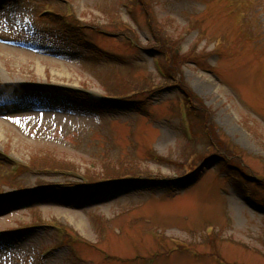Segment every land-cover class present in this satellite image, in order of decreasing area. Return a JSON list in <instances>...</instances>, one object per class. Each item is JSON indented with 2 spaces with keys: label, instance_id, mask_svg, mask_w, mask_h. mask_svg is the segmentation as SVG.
Listing matches in <instances>:
<instances>
[{
  "label": "rangeland",
  "instance_id": "374dc122",
  "mask_svg": "<svg viewBox=\"0 0 264 264\" xmlns=\"http://www.w3.org/2000/svg\"><path fill=\"white\" fill-rule=\"evenodd\" d=\"M64 1L0 0V89L12 91L0 109V150L12 162L70 168L91 180L133 172L176 175L187 161V148L212 155L195 122L205 124L206 117L214 140L237 155L236 167L250 178H264V0H133L137 26L122 7L126 0H67L71 26L38 18L35 33L24 32L26 7L65 14ZM147 16L175 44L170 63L161 58L162 64L206 109V115L193 114L195 143L183 138L175 90L151 99L145 95V115L127 106L98 109L85 97L161 82L152 52L132 50L120 38L93 30L131 27L148 47ZM41 88L45 92L34 90ZM155 153L166 161L155 164ZM219 167L218 160L209 161L170 193L164 186L126 184L75 190L68 197L53 190L23 196L0 204V230L57 220L81 239L79 264H264V212L247 202ZM28 173L0 180V195L15 192L17 184L34 186ZM251 188L264 209V189ZM209 225L211 239L204 233ZM170 237L189 247L160 250L171 246ZM48 242V232L39 229L0 238V264H68L64 248L39 259ZM189 249L199 258L178 253Z\"/></svg>",
  "mask_w": 264,
  "mask_h": 264
},
{
  "label": "trees",
  "instance_id": "16d2710c",
  "mask_svg": "<svg viewBox=\"0 0 264 264\" xmlns=\"http://www.w3.org/2000/svg\"><path fill=\"white\" fill-rule=\"evenodd\" d=\"M172 47H174V44H172ZM205 130H207V129L205 128ZM209 132H210V134H211V136H212V133H211L210 129H209ZM212 138H214V137L212 136ZM67 169H69V168H67ZM128 171H129V170H128ZM108 175H111V174H108Z\"/></svg>",
  "mask_w": 264,
  "mask_h": 264
},
{
  "label": "bare ground",
  "instance_id": "6f19581e",
  "mask_svg": "<svg viewBox=\"0 0 264 264\" xmlns=\"http://www.w3.org/2000/svg\"><path fill=\"white\" fill-rule=\"evenodd\" d=\"M0 9H1V4H0Z\"/></svg>",
  "mask_w": 264,
  "mask_h": 264
}]
</instances>
